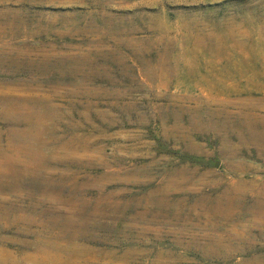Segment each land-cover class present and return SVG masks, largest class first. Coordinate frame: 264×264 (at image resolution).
Returning <instances> with one entry per match:
<instances>
[{
	"label": "rangeland",
	"instance_id": "374dc122",
	"mask_svg": "<svg viewBox=\"0 0 264 264\" xmlns=\"http://www.w3.org/2000/svg\"><path fill=\"white\" fill-rule=\"evenodd\" d=\"M263 196L264 0H0V264H264Z\"/></svg>",
	"mask_w": 264,
	"mask_h": 264
},
{
	"label": "bare ground",
	"instance_id": "6f19581e",
	"mask_svg": "<svg viewBox=\"0 0 264 264\" xmlns=\"http://www.w3.org/2000/svg\"><path fill=\"white\" fill-rule=\"evenodd\" d=\"M18 119V118H17ZM21 121V120H20ZM23 121V120H22ZM13 147V146H12ZM15 147V146H14ZM22 147V146H20ZM5 149V148H4ZM24 150V149H22ZM3 151V150H2ZM16 153V152H15ZM6 154V153H5ZM19 155V154H18ZM16 157L14 156V159ZM16 161V160H15ZM20 161V159H19ZM40 162V161H39ZM21 164V163H20ZM24 167V166H23ZM3 168V167H2ZM5 168V167H4ZM7 168V167H6ZM3 170V169H2ZM181 171H185V169H181ZM24 172V171H23ZM27 173V172H26ZM32 173V172H31ZM178 190V189H177ZM245 191V190H243ZM242 190H221L218 194H216L214 197V201L217 202L216 204L212 205V209L216 211L217 213H221L222 211L226 210L228 206H231L235 202V200L240 199L241 196H244V192ZM264 197V196H263ZM60 198V197H59ZM252 204L248 206V211L249 212H259L264 210V200L263 198H252ZM194 210V209H193ZM197 211V209H195ZM199 211V210H198ZM197 211V212H198ZM199 213V212H198ZM261 213V212H260ZM258 214V213H257ZM215 220V219H214ZM211 221V220H210ZM211 228V227H210ZM222 238V237H221ZM221 240V239H220Z\"/></svg>",
	"mask_w": 264,
	"mask_h": 264
}]
</instances>
